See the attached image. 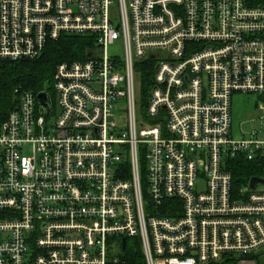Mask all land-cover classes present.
I'll return each instance as SVG.
<instances>
[{
	"label": "built area",
	"instance_id": "built-area-1",
	"mask_svg": "<svg viewBox=\"0 0 264 264\" xmlns=\"http://www.w3.org/2000/svg\"><path fill=\"white\" fill-rule=\"evenodd\" d=\"M62 34L94 46L0 114V264H119L128 241L145 264H264V189L227 170L264 158V5L0 0V61ZM236 94L262 110L248 137Z\"/></svg>",
	"mask_w": 264,
	"mask_h": 264
},
{
	"label": "trees",
	"instance_id": "trees-1",
	"mask_svg": "<svg viewBox=\"0 0 264 264\" xmlns=\"http://www.w3.org/2000/svg\"><path fill=\"white\" fill-rule=\"evenodd\" d=\"M253 5H264V0H249ZM94 46L88 35L62 34L56 40L47 42L42 54L31 60L0 61V114L4 115L14 105L13 89L21 87L38 92L52 91L55 67L62 61L82 60ZM149 71L140 73L142 93L149 83ZM143 164V160H142ZM235 188L245 186L251 177H264V158L245 161L240 156L227 164ZM119 264H145L142 251L135 242L127 243L120 252Z\"/></svg>",
	"mask_w": 264,
	"mask_h": 264
},
{
	"label": "rangeland",
	"instance_id": "rangeland-1",
	"mask_svg": "<svg viewBox=\"0 0 264 264\" xmlns=\"http://www.w3.org/2000/svg\"><path fill=\"white\" fill-rule=\"evenodd\" d=\"M109 53L121 54L119 45L109 47ZM255 95L236 94L233 96L232 102V127L234 135L242 133L248 137L251 130H259L260 122L257 119L262 114V110L256 106ZM257 137H264V131H260ZM257 189H264L263 184H258Z\"/></svg>",
	"mask_w": 264,
	"mask_h": 264
},
{
	"label": "water",
	"instance_id": "water-1",
	"mask_svg": "<svg viewBox=\"0 0 264 264\" xmlns=\"http://www.w3.org/2000/svg\"><path fill=\"white\" fill-rule=\"evenodd\" d=\"M38 100L46 107H48V103H47V95L45 92H40L38 93ZM259 183H264V177H257V176H253L250 178L249 182H248V188H253L255 185L259 184ZM125 246V239L123 238L122 240V248H124Z\"/></svg>",
	"mask_w": 264,
	"mask_h": 264
}]
</instances>
